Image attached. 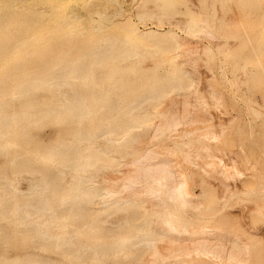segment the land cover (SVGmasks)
Wrapping results in <instances>:
<instances>
[{"label": "bare ground", "instance_id": "bare-ground-1", "mask_svg": "<svg viewBox=\"0 0 264 264\" xmlns=\"http://www.w3.org/2000/svg\"><path fill=\"white\" fill-rule=\"evenodd\" d=\"M140 1L135 5L138 22L149 19L159 27L141 30L126 15V0H0V97L9 96L0 101V156H10L16 178L29 176L24 178L29 184L24 192L14 185V176L0 173V185L13 190L12 210H7L15 215L10 216L13 221L5 217L8 206L0 194V223L13 224L14 246L54 253L61 264H264L262 257L253 262L254 255L263 254L258 232L264 230V130L258 141L249 140L245 131L233 132V120L238 118H229L227 91L211 81V67L210 80L199 76L205 69L196 74L199 62L208 63V57L209 64L223 62L215 58L213 45H207L208 57L204 53L205 59L199 61L201 52L199 57L192 53L201 48L199 41H193L192 48L190 43L187 53L183 49L188 42L176 36L173 27L163 28L167 23L183 24L180 33L184 29L192 37L204 33L223 38L228 47L216 48H225L224 56L236 57L232 79L255 117L264 122V0H196V5L203 4L198 10L185 0ZM220 12L234 14L227 13L230 20L235 18L232 27ZM177 15L185 17L177 21ZM98 19L103 20L99 26L88 25ZM64 38L68 40L61 42ZM182 41L187 44L183 49ZM171 48L183 50L185 60H180L192 64L191 70L181 62L168 65L174 67L170 75L159 73L157 64L143 67L145 57L167 56ZM179 53L176 60L182 57ZM136 61L137 66L131 65ZM132 80L141 83L125 89V82ZM7 82L9 94L3 92ZM38 90L47 97L24 104ZM169 91L181 99L175 100L179 98H172ZM214 106L224 116L228 113L230 121H221L217 115L221 112L209 109ZM60 120L69 136L50 147L46 144L47 154L40 145L37 150L20 147L27 122L52 126ZM11 147L16 153L8 155ZM30 159L52 164L57 185L47 173L38 178V168L24 170L21 161ZM249 167L253 175L248 174ZM32 194L36 201L25 199ZM232 209L250 212L245 230L235 231L242 225L235 219L229 223L231 212L237 211ZM119 212L127 215L107 227L104 217ZM253 213L263 218H254ZM25 259L36 260L4 259L2 264H50L37 257Z\"/></svg>", "mask_w": 264, "mask_h": 264}, {"label": "rangeland", "instance_id": "rangeland-1", "mask_svg": "<svg viewBox=\"0 0 264 264\" xmlns=\"http://www.w3.org/2000/svg\"><path fill=\"white\" fill-rule=\"evenodd\" d=\"M64 1V0H63ZM97 1L98 0H93V2H96L97 3ZM119 1H122V0H119ZM127 2H126V4L124 5V7H125V9L128 11L127 13H126V15H128L129 14V16H131V19H132V21L134 22V23H136V24H138V27H140V29L141 30H143L145 27H151L150 25H152V26H154V25H156V24H153V22L151 21V20H145V21H147V22H145V21H143L142 23L144 24H141L140 23V21L138 22V19H137V17L135 16L136 15V10H138L137 9V6L135 7V5H139V2L141 3V1L140 0H126ZM133 1H135V2H133ZM182 1H184V0H182ZM185 2H189L190 4L192 3L193 5L195 4L196 5V0H194V2H193V0H185ZM118 4H120V2H118ZM191 4V6L193 7V8H195L196 9V6H198L197 7V10L199 9V7L201 6V8H202V6H203V4L201 5V3L199 4H197L195 7L193 6ZM93 5H94V3H93ZM116 6V5H115ZM116 8H117V6H116ZM218 9H219V11H220V6L218 7ZM91 11H93V14H95V9L94 8H92V10ZM223 12V11H222ZM229 12V11H228ZM227 12V13H228ZM221 13V12H220ZM224 14L223 15V13H221L222 14V16H226V18L228 19L229 18V16H233L234 14L233 13H231V14H233V15H231L230 13H228L229 14V16H227L228 14ZM221 14H219V16L220 17H222L221 16ZM126 15H125V17H126ZM125 17H122V16H120L119 17V19L121 20V21H123V19L125 18ZM177 17H179V18H181L182 17V19H184V17L185 16H183V15H177L176 16V19H177ZM219 17V18H220ZM234 17V16H233ZM232 17V18H233ZM179 18L177 19V21L179 20ZM219 18L218 19H216V23L217 24H215V25H218L219 24ZM232 18H231V20H230V18L228 19V24H230L231 25V27H232V24H234V23H232ZM111 19V20H110ZM110 19L109 18H107V20L110 22V21H112V18L110 17ZM119 19H114V21L116 20V21H120ZM186 19V18H185ZM233 19H235V18H233ZM100 20H102V19H98L97 21H91V20H89L88 21V25L90 24V26L92 25V27H95V26H99L100 24H102L101 22L103 21H100ZM181 20V19H180ZM150 21V22H149ZM181 21H183V20H181ZM235 21V20H234ZM94 22L96 23V22H98V24L96 23V24H94ZM181 23V22H180ZM232 23V24H231ZM94 25V26H93ZM166 25V26H165ZM164 26H163V28H168V27H170V28H172L173 29V31H174V34H176V36H179L180 38H182L183 39V41H184V39H185V41H186V43L188 42V47H187V44L185 43V42H183L182 41V48L181 49H183V46H184V44H186L185 46L187 47V48H184L183 50L185 51L186 50V52L188 51V50H190L189 49V47H190V43H191V45H192V43H193V41H194V44H197L198 43V41H199V43H198V47L197 48H199L200 46H201V48L200 49H197L196 47L195 48H193V50H195V49H197V51L196 52H192V53H196V54H198V50H199V53L201 52V57L200 58H198L200 55L198 54L197 56H196V59L197 60H199V61H201V59H202V56L204 55V53H205V55L204 56H206V58L208 57V55H206V54H208V50H207V48H209V47H211L212 45V47L211 48H213L212 50H214L213 52H214V54H215V58L217 57H219V59H217L218 61L219 60H221V62L222 63H217L216 65L215 64H209V57L207 58L208 59V63H207V60L205 59V57L202 59V60H204V64L203 65H201L202 63H203V61H201V62H199V69H198V71L196 72V74L200 71V70H203V69H205L204 71H202V74L204 75L205 74V76L207 75V77H202V74H201V71H200V73H199V76H201V78L205 81V80H210V76L212 77L211 78V81H215V83L217 82V84L220 86V88H221V86H222V91H224L225 92V90L227 91V92H225L226 94H225V99H227L228 98V100H226V105L227 106H229V113H232V114H230L231 115V117H229L230 115H228V117L230 118V120H231V118L233 119V117L235 116V118H238L237 120L235 119V121L233 120V127L235 128H232V129H234L233 130V132L234 131H236V130H239V132H246V137H248V139L249 140H252V141H258L259 139V137H260V133H262L263 132V130H264V128H263V124H264V122H263V120H261L260 118H259V116H257V117H255V115H254V112L249 108L250 107V102H249V100H247V98L246 97H244L245 96V94L243 93V92H241V90L239 89V87H236L237 85H235V82H234V70H233V68H232V65L234 64V62L236 61V57L233 55V56H224L225 54L223 53L224 51H222V49H219V48H216V47H219L220 45H221V47H223V46H225V47H228V44L226 45V43L224 42V39L223 38H219V36L218 35H212L211 37H208V35H207V37H206V35H204V33H203V35H202V33L200 34V33H198L197 35H199L200 37H194V36H197L196 34L192 37V35H191V33H188V32H185L184 31V29L182 30V32L180 33V29H182L183 27V24H181V26H177V25H180V24H172V25H170V24H165ZM173 25H176V26H173ZM229 25V26H230ZM144 27V28H143ZM155 27H159V25L157 24ZM180 27V28H179ZM185 32V33H184ZM188 34H190L189 36H188ZM214 36H217V37H214ZM179 37H178V39H179ZM79 38V39H78ZM78 38H76L77 40H82L83 39V37H78ZM81 38V39H80ZM210 38V39H209ZM211 38L213 39H215L216 41H217V39L219 40L220 39V43H218V44H216V41H214V40H211ZM65 40H68V39H66V38H64V40H62L61 39V42H63V41H65ZM70 40H75V37H72ZM181 40V39H180ZM197 40V41H196ZM206 40V41H205ZM221 40L225 43H223V42H221ZM57 41V40H56ZM190 41V42H189ZM192 41V42H191ZM200 41L202 42L201 44H204V46L203 45H201L200 44ZM208 41H211V42H213V44L211 43V42H209V44L207 43ZM58 42V41H57ZM197 42V43H196ZM211 43V44H210ZM222 43V44H221ZM194 44L191 46V48L192 47H194ZM200 44V45H199ZM207 45L209 46V47H207ZM211 45V46H210ZM219 45V46H218ZM223 45V46H222ZM184 46V47H185ZM188 49V50H187ZM206 49V50H205ZM219 49V50H218ZM183 50H181V51H179V50H175L174 48H171L170 49V52H168V53H166V55L170 58L171 57V59H173L174 61L176 60V58H177V55H175V54H178L179 52V55H181L182 57H180L179 56V60L180 59H182V61L183 60H185V59H183V57H185L184 56V54H181V52L183 51ZM203 50H205V51H203ZM223 50H225V48L223 49ZM76 50L75 49H72V52H75ZM219 52H222V55H218V53ZM183 53V52H182ZM188 53V52H187ZM159 54L160 55H162V53H158V55H154L155 56V58H153L152 59V54H151V58H149V54H147V55H149V56H147V57H145V59H144V61H143V63L144 64H142L143 65V67H145V69H151V68H154V67H157L155 64H157L158 65V67H159V73H162L163 75H166L167 73L165 72V71H167V72H169L168 73V75H170V71H172L173 70V68L175 67V65L174 64H176L177 66H179L180 65V62H181V60L179 61L178 59L175 61L176 63H171V60L170 59H167V58H164V53H163V55H162V57H160L159 56ZM169 54V55H168ZM191 54V53H190ZM195 54V55H196ZM174 55H175V59H174ZM192 56H193V54H191ZM195 55L193 56V59H195L194 57H195ZM218 55V56H217ZM167 56H165V57H167ZM190 56V55H189ZM221 56V57H220ZM159 57H160V59H159ZM173 57V58H172ZM191 57V56H190ZM226 58V60H225V58ZM192 58V57H191ZM222 58H223V60H222ZM166 59V60H165ZM195 59V60H196ZM232 59H233V61H232ZM148 60H150V61H148ZM163 60V61H162ZM168 60H170V62H168ZM196 60V61H197ZM146 61H148V62H146ZM165 61V62H164ZM177 61H179V62H177ZM225 61V62H224ZM154 64V66L152 67L151 65H152V63ZM198 62V61H197ZM149 63V64H148ZM151 63V64H150ZM162 63H165L164 65H161ZM169 63V64H168ZM177 63H179V64H177ZM181 63H183V62H181ZM184 63H185V66L187 67L188 65H189V69L191 70L192 69V64H187L185 61H184ZM184 63H183V65H182V67L184 66ZM225 64V65H222V64ZM228 63H230V67L228 66L227 67V65H229ZM233 63V64H232ZM137 64V61L136 62H134V64L132 63L131 65H133V66H137L136 65ZM172 64V66H174V67H172V66H169L168 67V65H171ZM198 64V63H197ZM196 64V66L198 67V65ZM232 64V65H231ZM191 65V66H190ZM208 66V68H206L207 66ZM210 65V66H209ZM184 66V67H185ZM195 66V68H197ZM213 66V67H212ZM217 66V67H216ZM222 66V67H221ZM224 66V67H223ZM170 67H172V68H170ZM186 67H185V69H186ZM211 67V72L213 73V74H211V75H209L211 72H210V70H208L209 68ZM219 67H221V68H219ZM168 70H167V69ZM215 68H216V70H215ZM227 68L229 69V70H227ZM163 69H164V71H163ZM188 69V68H187ZM188 69V70H189ZM217 69H218V71H217ZM224 69V70H223ZM6 70H8V69H6ZM5 70V71H6ZM195 70H192V71H194L195 72ZM232 70V71H231ZM4 71V72H5ZM208 71V74L206 73V72ZM231 72V73H229L228 74V72ZM205 72V73H204ZM166 73V74H165ZM172 73V72H171ZM192 74H195V73H193L192 72ZM195 74V75H196ZM201 74V75H200ZM209 75V76H208ZM217 75V76H216ZM226 75H227V77H226ZM213 77H215V78H213ZM221 77V78H220ZM205 78H207V79H205ZM209 78V79H208ZM217 78V79H216ZM233 78V79H232ZM214 79H216V80H214ZM226 79H228V80H226ZM223 80V81H222ZM231 80H233L232 82H231ZM221 83H220V82ZM220 84H219V83ZM232 84H231V83ZM141 83V81H139V80H132V81H126L125 82V86H124V88L125 89H128L129 88V86H137L138 84H140ZM233 85V86H231V85ZM217 85V86H218ZM229 86V87H228ZM5 88H3V92H5V94H9V92H10V90H11V85H10V83L9 82H7V85L6 86H4ZM105 88H107V89H109L110 88V85L109 84H105ZM226 88V89H225ZM235 89H237V90H235ZM232 91V92H231ZM3 92H1V93H3ZM230 92V93H229ZM236 92H237V95H236ZM227 93H229V95L227 94ZM32 94V97H30L29 99H27V100H25V103L24 104H33V103H37V102H40L41 100H43V98L44 97H47L46 95V93L42 90H38V91H36V92H32L31 93ZM170 94V96L171 95H173V92H168V95ZM168 95L166 96V98L168 97ZM175 95H177V94H174L173 95V97L172 98H174V97H177V98H179V99H175V100H180L181 98L180 97H178V96H175ZM168 97L167 99H166V101L168 100V102H170L171 103V101H173V99L171 98V97ZM230 98H229V97ZM242 97L243 99H244V101H242V99L240 98V97ZM227 97V98H226ZM1 99H0V101H3L4 99L5 100H8L9 99V96L7 97V98H2V97H0ZM11 98V97H10ZM169 98L171 99V100H169ZM233 100H232V99ZM237 98V99H236ZM45 99V98H44ZM230 99V100H229ZM165 100V99H164ZM235 100V101H234ZM166 101H164V103H167ZM229 101V102H228ZM228 102V103H227ZM246 102H249V104L248 103H246ZM14 106H16V107H19V105H20V103L18 102V101H16V100H13L12 102H11ZM162 103H163V101H162ZM161 103V104H162ZM170 103H167V104H170ZM211 103V102H210ZM246 103V104H245ZM237 105V106H236ZM245 106V107H244ZM162 107V105L160 106V108ZM249 110H248V109ZM209 109H211V110H213L214 112H216L218 109L220 110V108H216V106H214L213 108L211 107V108H209ZM215 109V110H214ZM221 109H223V108H221ZM231 109H232V111H231ZM245 110H247V111H245ZM212 111V112H213ZM249 111L251 112V114H252V116H250L251 114L249 113ZM211 112V113H212ZM220 113L221 111H217V113ZM1 113V112H0ZM222 113V112H221ZM217 114V115H219L218 117H220V115L223 117L224 116V111H223V113L222 114ZM226 113V112H225ZM244 113V114H243ZM212 114H214V113H212ZM228 113H226V115H227ZM235 114V115H234ZM215 115V114H214ZM217 115H215V116H217ZM224 116L223 117V119H221L220 118V120L221 121H223L224 119H227V121L229 120L228 118H227V116ZM239 115H241V116H239ZM237 116V117H236ZM249 117V118H248ZM251 117V118H250ZM258 118V119H257ZM240 119V120H239ZM260 119V120H259ZM155 120L158 122V119L157 118H155ZM229 120V121H230ZM249 120V121H248ZM87 121V120H86ZM86 121H84L83 122V124H82V127L83 128H85V127H87L88 126V122L86 123V124H84ZM155 121V122H156ZM226 121V120H225ZM227 121L225 122L226 124H228L227 123ZM255 121H257L256 123H258V124H255ZM224 122V121H223ZM240 122V123H239ZM253 124V125H251V123ZM225 124V125H226ZM250 124V126H248ZM238 125V126H237ZM260 125H262V127L260 126ZM63 128H62V127ZM65 125H64V123L62 122V120H60V121H58V123L57 124H52V126H51V123H48V122H46V123H44L43 125H34V124H32V123H26L25 124V126H24V128H23V132H22V144H21V148H26V149H28V148H30V150H37V149H40V148H38V147H40L41 146V149L43 150V152L44 151H46L47 150V146L48 147H50V145L52 146V145H54L56 142H58V140H60V138H67L69 135V130L68 129H66V126L64 127ZM259 126H260V128H259ZM243 127V129H241ZM249 127V128H248ZM60 128V129H59ZM63 130H62V129ZM238 128H240V129H238ZM255 128V129H254ZM66 129V130H65ZM184 128L182 127L181 128V131L183 130ZM250 129V130H249ZM256 131L257 133L255 134V132H253V131ZM262 130V131H261ZM55 131V132H54ZM67 131V132H66ZM180 131V130H179ZM178 131V132H179ZM250 131V132H249ZM64 132H65V136H64ZM242 132V133H243ZM248 132H249V134H248ZM259 133V134H258ZM236 134V133H235ZM61 135V136H60ZM67 135V136H66ZM249 135V136H248ZM252 135V137H250ZM63 136V137H62ZM238 136V135H237ZM256 136V137H255ZM10 138H12V137H10ZM252 138V139H251ZM55 140V141H53V140ZM58 139V140H57ZM61 139V140H62ZM235 139H236V149L234 148V150H236V151H238L239 150V146H238V144L240 145V142L239 143H237L239 140H238V137H236L235 136ZM44 140H45V142H44ZM60 140V141H61ZM102 139H100L99 141H101ZM29 142V144H26V142ZM15 142H17L16 140H15ZM44 142V143H43ZM47 142V143H46ZM246 142V141H245ZM17 143H20V140H18V142ZM248 145H249V142L247 141L246 142ZM23 144H25V145H23ZM47 144V146H45ZM49 144V145H48ZM246 144V145H247ZM31 145V146H30ZM34 147H33V146ZM40 145V146H39ZM44 145V146H43ZM243 145V144H242ZM28 146H30V147H28ZM43 146V147H42ZM238 146V147H237ZM32 147V148H31ZM37 147V148H36ZM35 148V149H34ZM13 149V150H12ZM12 150V153H9L10 151ZM16 149L14 148V147H11L10 148V151H8V155H12L13 153H16V151H15ZM44 154H47V153H45L44 152ZM10 156H5V155H1L0 156V173L2 172V174H4V175H6V176H8L10 179H11V177H13L12 179H13V181H14V185L17 187V189H20V190H22V191H24V192H26L27 190H28V181L26 180V179H24V178H27V177H29L28 175H26V174H24L23 176H24V178H16L15 177V174H14V171H15V167H12L11 165H10V163H9V161H8V158H9ZM21 162H24L26 165H24L23 166V169L25 170V169H27L28 168V166L30 167H32V168H38V169H40L41 171L40 172H38V173H41V174H37V177L39 178V177H41L42 176V174H48L49 175V177H50V179H51V181H52V183H53V186H56L57 185V179H58V173H56L55 171H54V166L52 165V164H50V163H40V162H36V161H32L31 159L30 160H25V161H21ZM46 164V165H45ZM50 164V165H49ZM254 164V163H253ZM45 165V166H44ZM10 167V168H9ZM51 167V168H50ZM251 167V166H250ZM249 167V168H250ZM14 168V169H13ZM251 168H253V167H251ZM251 168H250V170H248L247 172H248V174L250 173L251 175H253V173H255V171H254V169L253 170H251ZM53 169V170H52ZM52 170V171H51ZM11 171H13V172H11ZM66 179H68L69 180V176H67L66 177ZM2 185H4V186H2ZM4 187V188H3ZM51 187H52V185H51ZM0 188H2V190H0V194H2V196L3 195H5V197L6 198H4L3 200H4V202H7V208L4 210L5 212H6V218L7 219H9V220H11V221H13V219H11V217H15V215H11V214H9L8 212V210L7 209H9L10 211L12 210V204H13V200L10 198V196L12 195V193H13V190L7 185V184H5V183H3V184H1L0 185ZM5 190V191H4ZM3 191V192H2ZM59 191H60V189H59ZM196 193L197 194H199L200 193V191H199V189L197 188L196 190ZM56 192H58V191H56ZM55 192V193H56ZM61 193H59L57 196H59ZM1 196V197H2ZM7 196H9V197H7ZM23 196H25V195H23ZM12 197V196H11ZM13 198V197H12ZM25 199H27V200H30V201H32V202H34V201H36V199H37V196L36 195H34V194H32V195H26L25 196ZM230 198H227V200H229ZM11 208V209H10ZM255 209V208H254ZM233 210H237V209H232V211ZM241 212V210H237V211H233V212H231L232 213V215H230V217H229V223L231 224L232 223V221L235 219V222H237V224H241L242 223V225H241V227L240 228H238L237 227V229H235V231L236 230H241L242 229V226H246V225H243V223L244 222H246V217H248V215H249V213L250 212H248L247 213V211H244V213H240ZM246 214V216H244ZM254 214V215H253ZM252 215L254 216V218H258V219H262L263 218V215L262 216H260L261 214H259V213H253ZM259 214V215H258ZM9 215V216H8ZM113 214H111V215H109V216H105L104 217V220H105V222H106V226L107 227H112L118 220H120L122 217H125L127 214H125L124 212H119L118 213V215L117 214H114L113 216H112ZM116 215V216H115ZM237 215V216H236ZM11 216V217H10ZM115 216V217H114ZM232 216V217H231ZM239 216V217H238ZM240 216H242L241 218L243 219L242 221H241V219H240ZM112 217V218H111ZM108 218V219H107ZM116 219V220H115ZM15 220V219H14ZM239 220H240V222H239ZM115 221V222H114ZM108 223V224H107ZM110 223V224H109ZM113 223V224H112ZM233 224H234V222H233ZM237 224L236 225H233L230 229L232 230V229H234L233 227L235 226V228H236V226H237ZM243 227V229L242 230H245V228ZM0 264H2L3 262H6V263H18V262H20V261H25V260H36V259H25L26 257H34V258H41L42 260H46V261H48L50 264H61V259H59L60 257L58 256V255H56V254H54V253H49V252H45V251H40V250H38V249H24L23 248V250H22V248L21 247H18V246H14L13 245V242H15V239H16V237H14L15 235H13L11 232H10V230L11 229H13V224L10 226V225H8V223L7 222H2V223H0ZM230 230V231H231ZM239 230V231H240ZM241 230V231H242ZM232 231H234V230H232ZM263 231V232H262ZM262 231H259L258 233L260 234V235H258V238H260V239H264V236H262L263 235V233H264V230H262ZM262 233V234H261ZM24 236H26V234L24 235ZM260 236V237H259ZM263 239H262V242H261V249H263V254H260V255H254L253 256V262H254V260L255 261H260V260H262V259H258L259 257H262V258H264V244H262L263 243ZM5 243H10L9 245L8 244H5ZM13 245V246H10V245ZM263 247V248H262ZM23 251L24 252H26V253H29V254H27V256H25L26 255V253H23ZM28 251V252H27ZM37 252H39V253H37ZM24 256H23V255ZM6 255V256H5ZM2 256H4V257H2ZM7 257V258H6ZM4 259L6 260V259H8V260H6V261H4ZM40 259V260H41ZM117 261H119V262H121L122 261V259H117ZM264 261V260H263ZM52 262V263H51ZM60 262V263H59Z\"/></svg>", "mask_w": 264, "mask_h": 264}]
</instances>
